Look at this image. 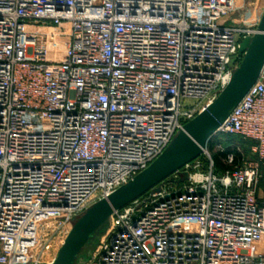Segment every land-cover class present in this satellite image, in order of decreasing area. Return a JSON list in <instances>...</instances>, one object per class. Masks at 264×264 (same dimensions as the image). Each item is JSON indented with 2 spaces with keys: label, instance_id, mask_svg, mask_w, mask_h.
I'll use <instances>...</instances> for the list:
<instances>
[{
  "label": "built area",
  "instance_id": "obj_1",
  "mask_svg": "<svg viewBox=\"0 0 264 264\" xmlns=\"http://www.w3.org/2000/svg\"><path fill=\"white\" fill-rule=\"evenodd\" d=\"M251 3L0 0V264H51L72 222L217 97L257 32L221 19ZM216 133L256 159L217 174L203 148L205 169L114 209L87 264H264V64Z\"/></svg>",
  "mask_w": 264,
  "mask_h": 264
},
{
  "label": "water",
  "instance_id": "obj_2",
  "mask_svg": "<svg viewBox=\"0 0 264 264\" xmlns=\"http://www.w3.org/2000/svg\"><path fill=\"white\" fill-rule=\"evenodd\" d=\"M258 5L264 9V0H259ZM257 30L252 37L247 36L241 40L239 53L242 54V58L233 70L229 82L217 97L183 125V129L174 135L157 158L128 182L117 187L106 197L93 202L74 220L51 264H74L83 247L105 224L114 209L143 194L201 154L205 142L254 83L264 64V10ZM238 80H241L242 84L237 91H233Z\"/></svg>",
  "mask_w": 264,
  "mask_h": 264
},
{
  "label": "rangeland",
  "instance_id": "obj_3",
  "mask_svg": "<svg viewBox=\"0 0 264 264\" xmlns=\"http://www.w3.org/2000/svg\"><path fill=\"white\" fill-rule=\"evenodd\" d=\"M253 3H251L249 5L238 7L236 9V11L234 12V14L222 18L221 21L224 24H227V25L253 24V27L257 28L264 9L260 8L258 5H255ZM254 34H250L249 37H252ZM234 63L230 64V67H233ZM210 141L213 143V148L212 149H209V146H208V143ZM225 141H226V138L224 137V135L216 133L214 135H211L208 138V140L205 142L203 148H205L208 151V154H209L210 158L212 159V151L222 150ZM243 146H244V148H248V150L246 152H244V149H242V152H243L242 161L255 160L256 157H255V154L253 153V151L251 150V145L248 142L244 141V145ZM201 155L206 158L207 163H208L207 154L202 151L200 156ZM228 155L229 154H227V156L225 157L226 159H224V162L227 163V164H230L229 161H228ZM231 155L233 157V154H231ZM198 159L202 162V165H203L202 168L204 169L205 166H204L203 161L199 157H198ZM218 174H220V173H218ZM257 190H258V193H259L258 194L259 199L263 200L264 199V174L262 176L261 181L258 184ZM108 223H109V220H107L105 222V224L102 225L98 229V231H96L94 233V235L89 240V242L81 250L80 255L78 256V258H77V260L75 261L74 264H87L91 260L92 256L94 255L95 249L97 248L99 240L101 239L103 233L105 232V230H106V228L108 226ZM63 237H64V234H62V236H60L59 239H61ZM59 245H60V243H59V240H58L56 242V244L54 245V247H52L51 250H49V254L45 255L44 259L46 261H49L53 257H55V254H56L57 250L61 246V245L60 246Z\"/></svg>",
  "mask_w": 264,
  "mask_h": 264
},
{
  "label": "trees",
  "instance_id": "obj_4",
  "mask_svg": "<svg viewBox=\"0 0 264 264\" xmlns=\"http://www.w3.org/2000/svg\"><path fill=\"white\" fill-rule=\"evenodd\" d=\"M226 141L224 143L223 149L218 151H212V161H213V170L215 173H222L226 169H230L233 165L240 163L243 159V152L248 150V148H244V141L248 142L251 145V141L243 139L239 136H232V135H224ZM209 149L213 148V143L210 141L208 143ZM227 154H233V160L230 164L224 162L225 157ZM204 163L206 168L207 160L204 156H198ZM197 157V158H198ZM256 157V156H255ZM204 168V169H205Z\"/></svg>",
  "mask_w": 264,
  "mask_h": 264
},
{
  "label": "bare ground",
  "instance_id": "obj_5",
  "mask_svg": "<svg viewBox=\"0 0 264 264\" xmlns=\"http://www.w3.org/2000/svg\"><path fill=\"white\" fill-rule=\"evenodd\" d=\"M257 32H258V30H257ZM241 84H242L241 80H238L237 83H236V85H235V87H234V89H233V91H237V89L240 88ZM195 142H196L199 146H201V144L199 143L198 140L195 139Z\"/></svg>",
  "mask_w": 264,
  "mask_h": 264
},
{
  "label": "crops",
  "instance_id": "obj_6",
  "mask_svg": "<svg viewBox=\"0 0 264 264\" xmlns=\"http://www.w3.org/2000/svg\"><path fill=\"white\" fill-rule=\"evenodd\" d=\"M262 179V178H261ZM261 181V180H260ZM259 193L257 192V195H258ZM259 197V196H258ZM261 200V199H260ZM261 201H264V199L263 200H261Z\"/></svg>",
  "mask_w": 264,
  "mask_h": 264
}]
</instances>
